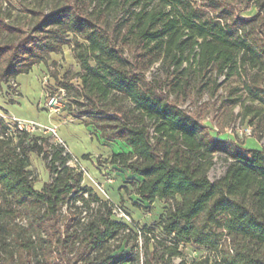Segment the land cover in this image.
Masks as SVG:
<instances>
[{"label":"trees","instance_id":"1","mask_svg":"<svg viewBox=\"0 0 264 264\" xmlns=\"http://www.w3.org/2000/svg\"><path fill=\"white\" fill-rule=\"evenodd\" d=\"M251 1L59 0L28 8V29L0 16L14 34L0 42V84L70 45L78 70L57 75L59 85L75 89L76 114L100 139L125 146L108 158L121 175L115 202L84 183L52 133L0 118V264L16 254L45 264H173L183 243L207 247L215 264H264V141L249 148L219 138L182 106L207 97L216 112L264 129V0L244 13ZM217 153L228 165L212 180ZM33 155L50 175L40 188ZM157 202L158 221L141 225ZM116 205L132 221L117 217Z\"/></svg>","mask_w":264,"mask_h":264},{"label":"rangeland","instance_id":"2","mask_svg":"<svg viewBox=\"0 0 264 264\" xmlns=\"http://www.w3.org/2000/svg\"><path fill=\"white\" fill-rule=\"evenodd\" d=\"M58 1L59 0H0V16L5 17L9 23H14L18 26H24L25 29H28L35 21L34 15L28 8L40 6L45 10H49ZM255 2L256 0H252L247 4V6H245L244 4H239V7L243 8L245 6V10L243 12L250 14L256 11ZM13 36L14 34L8 29L0 27V42L9 40ZM35 66L36 68L34 69ZM35 66L33 67L32 71L37 74L40 84L38 89L39 95L36 97V103L41 107L42 110L52 112L49 110L50 108L48 106V100L49 97H52L53 95L56 96L59 109L55 113H58L63 118V121L64 119H66V121L70 120L69 118L77 119L73 123L84 124V126H86V130L91 136V138H87V136H80L81 133L79 132L81 131H77L78 129L73 128V126H63L61 127V129H59V131L61 135H67V139H65L70 144V146H72L74 150H77V148H79V150L84 149L89 150L90 152H95L96 145L98 144L97 142L95 144L93 140H97L100 143V145L97 146L100 152H95L93 159L91 157L88 159H84L82 158V154L76 153L79 158V162L73 160L71 161V164L78 166L85 172V184H88V182H90L91 179L94 178L99 182L100 187L104 192L107 191L108 193H110L112 190L115 192L118 191L117 183H120L119 176L121 175L117 173L119 175L118 176L117 174H115V171L110 168L108 158L113 151L123 150L125 148L124 144L117 141H107L105 139H100V130L95 128V126H93L92 124L87 125V117L82 118L80 116H77V108H79L80 105L76 100H74L73 94L76 93L75 89L72 88L65 91L64 93L58 89L60 85L57 81V75L59 78H62L66 71L71 70V72H73L78 70V63L72 54L70 45H65L61 53H51L47 62H43L42 64H37ZM8 83L0 84L1 101L6 98L5 93H11L14 96H18L20 94L16 87L11 86ZM73 83H77L76 78L73 79ZM5 89L9 91L5 92ZM10 101L12 100L10 99ZM182 106L187 108L191 113L197 115L200 118L201 122L208 125L210 132L219 138L228 139L235 142L237 145L249 148H259L263 144L264 129H261V124H257V122H250L249 120H245L241 117L231 118L229 113L216 112V105L213 104L212 100H209L207 97L203 99V104L201 105L199 103H196L195 101H192L182 103ZM61 113H63V115H61ZM68 123L69 122L65 124L68 125ZM248 124H253V127L256 126V124L258 125L254 127V131L251 136H239L236 133H231L228 131V129L231 127H236L238 125L243 126ZM74 130L76 132L75 134ZM52 141L59 143L64 142L67 145V143L58 136V134H53ZM101 151H104V153H101ZM108 151L110 153L109 155H107ZM227 165L228 160H226L225 154L217 153L214 158V164L209 170V177L212 180L220 177L224 174ZM30 169H33L37 176L38 181L36 185L38 188L42 187L43 183L49 180V171L45 165V162L39 156L33 155L32 165ZM95 188L100 190L97 186H95ZM122 192L124 193V190H122ZM102 194L104 193L102 192ZM102 194L100 195L104 197ZM124 194H126L128 200L129 198H131L130 196H135L133 193H131L130 196L127 192H125ZM121 204L123 205V202H121ZM92 206L93 204H91V207ZM163 206V203L157 202L154 206H152V208H150L149 211L146 212V214L141 215V218L137 216L139 223L141 225L145 223L155 224L158 221L160 213L164 208ZM91 212L92 210L89 207L85 208L83 215L87 216L88 213ZM117 217L120 216L117 215ZM125 219L126 218H124V220ZM17 221L20 224L25 223V220L22 218H18ZM129 243L132 244L133 241L129 240ZM142 243L143 240L140 238L139 244L142 245ZM152 243L153 241L150 244L151 247ZM74 247L75 246L67 250V252L70 253V257H72L74 253ZM181 250L183 252L182 256L174 258L173 264H179L182 259H185L186 261H189L191 263L195 262L196 264H215L213 262V259H211L213 258L214 254L205 246H198L193 243H183L181 244ZM5 251H7V254H10L11 251H14L15 253L14 245L12 243L8 244L5 248ZM208 257H210L209 262L206 261ZM9 262L10 264H45L44 262L38 263L36 260H32L31 262L26 256H21L20 254H16L15 258L10 259ZM56 264H58V262ZM78 264H84V261H79Z\"/></svg>","mask_w":264,"mask_h":264},{"label":"crops","instance_id":"3","mask_svg":"<svg viewBox=\"0 0 264 264\" xmlns=\"http://www.w3.org/2000/svg\"><path fill=\"white\" fill-rule=\"evenodd\" d=\"M42 64V63H40ZM41 66V65H40ZM36 68V66L34 67V69ZM36 71V70H35ZM17 82V86H18V91L20 92V94L18 96H14L11 93L6 94L5 93V99H3L2 101L0 100V106L3 107V109L5 111H7L10 114H13L19 118H23V119H29V120H35L38 123L44 125V126H56L58 129V136L64 140L68 147L69 150L71 151V153L78 158V156L76 155V153H80L82 155L84 154H90V157L93 159V156L95 154V152H100V150L97 148L98 145H100V143L97 140H93V142L98 145H96V151L95 152H90L89 150H79V148H77V150H74V148L72 146H70V144L67 142V135L63 134L61 135L59 129H61V127L63 126H70L75 129H78L77 131H81L79 133L80 136H87V138H91V136L89 135L88 131L86 130V126H84V124H75L73 122H75L77 119H72L69 118L70 120L64 119L55 112H48L46 110H42L41 107L36 103V97L39 95V81H38V77L37 74L34 71H30L29 73H22L19 76H17V78L15 79ZM9 90L5 89V92H7ZM10 99L12 101H10ZM61 115H63V113H61ZM62 118V119H61ZM68 123L65 124V123ZM73 132V131H72ZM75 130H74V134H75ZM66 138V139H65ZM101 153H104V151H101ZM109 151L107 152V155H109ZM79 159V158H78ZM89 174V173H88ZM91 174V173H90ZM86 181V178L84 179ZM93 182V183H92ZM88 184H90L91 186H93L95 188V186H97L100 190L96 189L100 194H102V192L104 194H102L104 197L103 198H110L112 200H114L115 202H118L120 200V196L118 194V196L116 195L115 191H111L110 193H108L107 191L104 192L98 181H96V179H91L90 182H88ZM119 184V182L117 183ZM118 187V185H117ZM121 193V192H120ZM124 199L128 200L126 194H123ZM134 216H139V211H132Z\"/></svg>","mask_w":264,"mask_h":264},{"label":"built area","instance_id":"4","mask_svg":"<svg viewBox=\"0 0 264 264\" xmlns=\"http://www.w3.org/2000/svg\"><path fill=\"white\" fill-rule=\"evenodd\" d=\"M9 85L18 88L16 80H11ZM59 90H61L63 93L65 92V89L63 87H58ZM48 106L49 110L52 112L58 111V101L56 96L49 97L48 100ZM0 118L4 120L12 129H26L31 132L39 131L42 133H52V134H58L57 133V127L56 126H44L40 123H38L35 120H29V119H23L19 118L13 114L8 113L3 109V107L0 106ZM229 132L231 133H236L239 136H251L254 131V127L250 124L248 125H243V126H236V127H231L228 129ZM76 161L79 162V159L76 157ZM116 215H119L121 218H126L125 220L127 221H132L131 215L127 213L120 205H116L114 209Z\"/></svg>","mask_w":264,"mask_h":264}]
</instances>
